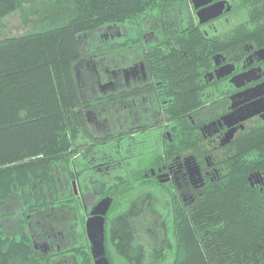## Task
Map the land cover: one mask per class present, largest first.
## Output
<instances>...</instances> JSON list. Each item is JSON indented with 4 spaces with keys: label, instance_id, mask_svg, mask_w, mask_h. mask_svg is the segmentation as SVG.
Segmentation results:
<instances>
[{
    "label": "flooded vegetation",
    "instance_id": "af4514ba",
    "mask_svg": "<svg viewBox=\"0 0 264 264\" xmlns=\"http://www.w3.org/2000/svg\"><path fill=\"white\" fill-rule=\"evenodd\" d=\"M202 6L190 0L170 21L139 27L134 45L93 50L77 66L90 139L70 155L73 176L58 175L56 199L50 192L26 214L33 247L51 264H96L87 219L105 196L110 264H264V57L252 42L242 52L224 43L231 9L201 19ZM105 29L111 39L124 32ZM240 179L252 225L263 228L248 255L212 239L229 221L211 201ZM180 214L192 241L177 239Z\"/></svg>",
    "mask_w": 264,
    "mask_h": 264
},
{
    "label": "trees",
    "instance_id": "16d2710c",
    "mask_svg": "<svg viewBox=\"0 0 264 264\" xmlns=\"http://www.w3.org/2000/svg\"><path fill=\"white\" fill-rule=\"evenodd\" d=\"M25 1L0 0V25L5 26L2 20L21 10L23 22L28 21ZM189 1L46 0L45 13L30 30H0V264H51L33 247L26 214L46 202L50 192L56 199V165L66 164L73 176L70 155L74 139L85 130L90 135L77 66L97 48L134 45L139 27L152 19L170 21L174 10L188 8ZM229 1L232 8L227 14L234 21L224 31V43L236 41L240 52L245 42L264 46V0ZM108 25L122 27L124 32L108 38L110 43L106 44L105 36L99 35V47L89 46L94 34ZM127 33L130 36H125ZM137 170L119 171L115 176L124 178L129 173L138 174ZM225 188L211 203L229 224L212 228V239L228 242L248 255L253 233L258 235L263 228H259L260 222L252 225L255 209L248 204L242 179L229 182ZM178 220L181 233L177 239L194 240L193 231L188 235L184 229L193 227L185 225L181 214ZM179 255L185 254L180 250Z\"/></svg>",
    "mask_w": 264,
    "mask_h": 264
},
{
    "label": "water",
    "instance_id": "95a60500",
    "mask_svg": "<svg viewBox=\"0 0 264 264\" xmlns=\"http://www.w3.org/2000/svg\"><path fill=\"white\" fill-rule=\"evenodd\" d=\"M196 7L202 6L198 10L201 19L213 17L221 14L224 10H230L232 4L229 0H192ZM259 57H264V46L256 50ZM111 202L110 196H105L95 205L92 215L87 219V233L92 242L93 250L97 257L96 264H110L105 254L104 245V213Z\"/></svg>",
    "mask_w": 264,
    "mask_h": 264
},
{
    "label": "rangeland",
    "instance_id": "374dc122",
    "mask_svg": "<svg viewBox=\"0 0 264 264\" xmlns=\"http://www.w3.org/2000/svg\"><path fill=\"white\" fill-rule=\"evenodd\" d=\"M46 4H47L46 0H28V1H25L24 2V6H25V8L27 10V16H28L29 20L26 21V22H23L22 10H21V12L20 11H16V12L10 14L9 16L5 17L2 20V22L4 23L3 25H5V26L0 25V30H3V31L8 32V33H20V32L26 31V30H30L34 26V21L36 19H38L39 16H41V15H43L45 13V11L42 10V9H44L46 6H48ZM36 8H38L39 11L35 13L32 10L36 9ZM23 9H24V7H23ZM30 9H32V10H30ZM101 31H103L102 33L104 35V32L106 31V29L104 28ZM99 35H100L99 32L94 34L92 42H90V40H89V46L96 47V46L99 45L97 43V41L99 40ZM117 36L118 35H116L115 37H117ZM106 43H110V40H108V38H106V40H105V44ZM96 51H101V49L97 48ZM115 52H118V51L116 50ZM122 52L126 55V52L124 50ZM96 56H97L96 58L102 57L100 54L96 55ZM111 56H114V55L111 54ZM88 139H90V137H89L88 134H86V130H85V134L82 131V136H79L76 139H74V147H73L74 150L73 151H75V146H80L81 145L80 142L82 140L86 141ZM55 168H56V171H57V175H59L61 177H65L66 176V178H68V179H70L72 177V176H70L69 173H67L68 168L66 167V165L65 166L63 164H61L59 166L56 165ZM69 186H71V181L70 180H69ZM142 229H144V230L152 229V231L150 233V236L148 235L146 237V238H148V241H152V240L155 241V240L158 239L157 238V234L155 233V230L153 228H142Z\"/></svg>",
    "mask_w": 264,
    "mask_h": 264
}]
</instances>
